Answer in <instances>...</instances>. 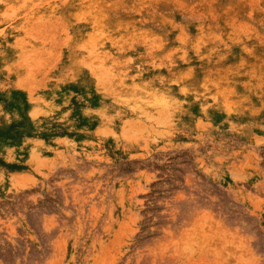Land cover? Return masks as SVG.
Wrapping results in <instances>:
<instances>
[{
	"label": "rangeland",
	"instance_id": "obj_1",
	"mask_svg": "<svg viewBox=\"0 0 264 264\" xmlns=\"http://www.w3.org/2000/svg\"><path fill=\"white\" fill-rule=\"evenodd\" d=\"M0 264H264V0H0Z\"/></svg>",
	"mask_w": 264,
	"mask_h": 264
}]
</instances>
